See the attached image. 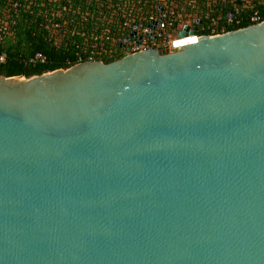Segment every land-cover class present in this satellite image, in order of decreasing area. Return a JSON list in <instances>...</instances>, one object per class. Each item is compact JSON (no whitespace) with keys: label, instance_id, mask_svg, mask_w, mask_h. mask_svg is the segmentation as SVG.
<instances>
[{"label":"water","instance_id":"water-1","mask_svg":"<svg viewBox=\"0 0 264 264\" xmlns=\"http://www.w3.org/2000/svg\"><path fill=\"white\" fill-rule=\"evenodd\" d=\"M178 38L0 76V264H264V22Z\"/></svg>","mask_w":264,"mask_h":264},{"label":"trees","instance_id":"trees-1","mask_svg":"<svg viewBox=\"0 0 264 264\" xmlns=\"http://www.w3.org/2000/svg\"><path fill=\"white\" fill-rule=\"evenodd\" d=\"M127 1L117 0L118 7L109 8L114 0H0V57L5 55V61L0 62V76L32 78L61 68L66 70L87 60L93 37L107 32L125 34L119 24L124 18H132ZM15 2L20 3L18 13L7 18L10 4ZM213 6L219 5L211 3L201 7L199 20H203V25H208L207 15ZM260 11L264 20V9ZM251 25L243 21L238 26H230L228 31ZM6 27L8 31L4 30ZM208 34V31L199 32V35ZM107 44L119 49V44L111 41ZM38 54L45 61L31 63ZM122 57L120 50L97 59L111 63Z\"/></svg>","mask_w":264,"mask_h":264},{"label":"built area","instance_id":"built-area-1","mask_svg":"<svg viewBox=\"0 0 264 264\" xmlns=\"http://www.w3.org/2000/svg\"><path fill=\"white\" fill-rule=\"evenodd\" d=\"M114 1L110 2L109 8L118 7L117 0ZM211 3L219 6H213L210 9L206 26L203 25V20H199L203 12L201 7L210 6ZM126 7L132 18H124L119 24V28L125 34L118 36L107 32L96 35L87 49L89 58L82 62L102 61L97 58L117 54L120 50L124 56L169 47L179 40L180 31L188 33L194 31L197 37L205 36L199 35L200 31H208L207 36L213 37L229 32L230 26H238L243 21H248L252 25L264 22L260 11L264 9V0H157L156 2L154 0H128ZM19 8V2L10 4L6 17L10 18L11 14H17ZM4 30L8 31L7 27ZM110 41L113 44H119V49L110 48L107 44ZM4 61L5 55L0 57V62ZM44 61L45 57L41 54L31 59L33 64Z\"/></svg>","mask_w":264,"mask_h":264},{"label":"clouds","instance_id":"clouds-1","mask_svg":"<svg viewBox=\"0 0 264 264\" xmlns=\"http://www.w3.org/2000/svg\"><path fill=\"white\" fill-rule=\"evenodd\" d=\"M190 42H191L190 40H188V39H184V40L176 41V42H175V45H176V46H179V45H182V44H188V43H190Z\"/></svg>","mask_w":264,"mask_h":264}]
</instances>
